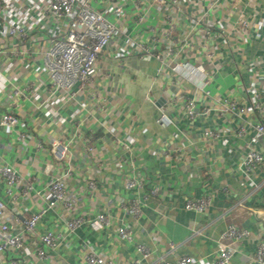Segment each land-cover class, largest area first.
Masks as SVG:
<instances>
[{
    "label": "crops",
    "instance_id": "0c3cea01",
    "mask_svg": "<svg viewBox=\"0 0 264 264\" xmlns=\"http://www.w3.org/2000/svg\"><path fill=\"white\" fill-rule=\"evenodd\" d=\"M92 4L118 22L122 32L99 59L91 87L69 103L50 96L51 81L42 61L50 40L67 31L66 23L49 17L31 27L30 18L36 14L29 0L17 2L21 14L10 13L26 27L28 37L16 46L17 55L0 54V71L12 82L0 94V117L7 111L20 116L15 131L0 126V164H9L21 179L35 178V182L28 196L15 201L0 179V200L7 207L3 219L29 217L46 206L47 187L58 173L50 145L54 139H74L70 152L75 168L67 189L81 198L74 211L61 207L50 211L38 225L37 234L25 237L17 252L22 264H41L35 253L39 236L48 232L61 235V240L57 250H48L45 264H89L91 252L114 264H131L140 257L136 249L140 244L152 250L145 264H164L158 260L162 256L176 264L183 255L214 264L218 241L230 225L250 232L235 248L232 264H256L253 255L264 235V165L251 174L253 182L245 177L241 165L246 145L253 138L256 149L264 153V136L247 125L258 121L252 94L264 103V0H221L213 10L202 0H168L166 7L153 0H115V7L123 12L121 19L108 13V0H92ZM194 13L205 19L212 33H221L204 41V31L194 32L192 27ZM166 17L173 21L178 42H164L158 31L172 28ZM242 20L249 23L244 32L236 29ZM0 40L3 50L14 43L1 28ZM137 42L146 44L151 52L173 47L179 53L162 70L161 63L141 52ZM206 50L211 59L206 58ZM179 61L200 71H174L173 65ZM205 81L208 84L202 86ZM16 87L31 89L28 98H18L13 106L8 94ZM219 97L238 101L243 112L212 110L203 114L205 108L218 109L212 100ZM187 100L195 102L200 116H189ZM99 101H103L101 111L96 105ZM243 126L247 133L240 137ZM206 131L216 135L204 140ZM22 135L25 141L20 139ZM90 137L93 156L84 149ZM48 165L52 166L49 171ZM126 179L142 186L127 189ZM154 188H158L156 195L151 194ZM205 197L212 199L205 213L185 209L188 199ZM133 200L142 205L139 222L123 208ZM104 212L111 215L108 229L92 224ZM77 217L91 222L71 232L68 223ZM121 226L131 228L134 242L117 241L116 229ZM170 243L178 245L175 253L169 252Z\"/></svg>",
    "mask_w": 264,
    "mask_h": 264
},
{
    "label": "built area",
    "instance_id": "2783aa9c",
    "mask_svg": "<svg viewBox=\"0 0 264 264\" xmlns=\"http://www.w3.org/2000/svg\"><path fill=\"white\" fill-rule=\"evenodd\" d=\"M19 0H0V28L4 31V36L10 41L14 42L10 48L3 50L0 46V54L8 53L10 56L17 55L18 47L21 43L27 39L28 30L21 23L13 19L11 16L14 14H21L22 6H18ZM208 3L209 10H213L215 5L221 0H202ZM255 0H250V2ZM153 2L159 7H166L168 0H153ZM115 0H108L110 10L108 13H112L118 19H121L123 12L122 9L115 7ZM29 4L35 11V18H30L31 27H35L42 19L49 17L55 19H62L66 23L67 31L65 34L56 36L50 40V47L43 51V63L47 75L51 81L50 96L53 98L60 97L62 103H69L74 101L78 95L91 87L93 76L98 69V62L101 56L111 48L113 41L118 33H121V27L118 22L111 21L108 16L94 9L92 0H29ZM207 12H209L207 10ZM12 13V15H10ZM192 21L194 32L203 30L202 39L207 41L209 39H215L216 34L221 33L217 31L212 33L211 27L205 26V19L198 18L196 14L193 15ZM139 22L142 18H138ZM29 20V18H28ZM166 20L171 24L172 28L168 30L158 31L162 32V39L166 43L178 42V37L174 30V24L170 17H166ZM249 27L248 21L242 20L236 25V29L240 31H246ZM1 42V40H0ZM137 47L147 56L157 59L161 65L162 70L165 67H170L171 64L168 59H172L174 54H178L173 47H167V51L159 52L154 50L151 52L146 44L143 42H137ZM206 58L211 59L212 56L209 51L205 52ZM172 57V58H171ZM173 65L174 71L178 68L185 70L193 69L194 73L200 71L199 67H192L189 62H175ZM253 71V70H252ZM12 83L7 77L0 71V94L5 92L6 87ZM208 82L205 81L204 85ZM74 87H78L77 90L67 95L66 93L71 91ZM31 88L21 90L15 88L10 94H8V101L11 105L16 106L17 100L20 97L28 98V92ZM28 91V92H27ZM204 91V88L202 89ZM212 105H219L205 108L203 114L209 113L212 110L220 114L234 113L239 114L243 112L240 109V103L230 97H219V99L212 100ZM216 103V104H215ZM99 111L103 109V101H99L97 104ZM187 111L190 117L196 118L200 116L196 113L195 102L193 100H187ZM251 105L257 115V122L248 123L253 128L256 135L264 136V103L260 101L255 94H252ZM48 107V106H47ZM52 114L53 111L50 110ZM55 115V114H54ZM20 125V116L13 111L4 112L0 117V126L8 131H15ZM247 133L246 126H243L238 135L240 137L245 136ZM213 131H206L202 135V139L208 140L215 136ZM22 141H25V137L20 136ZM93 138L86 139L85 151L88 155L93 156L95 148L92 144ZM255 139L246 145V157L242 162V172L247 179L253 182L251 174L264 165V153L254 146ZM53 153L56 158V168L58 169L57 175L52 179L47 187L49 192L48 201L46 206L40 207L39 211L29 217L16 215L11 221H6L4 218L7 207L6 204L0 200V264H22L21 259L18 257L19 252L25 243V237L27 235H36L38 225L44 219V217L56 207H61L68 211H74L78 202L80 201V195L74 191H69L67 188L68 181L74 175V164L72 155L70 152L71 147L74 146V139L66 138L54 139L51 144ZM119 145V144H118ZM123 148V146H120ZM52 166H47V171L51 170ZM0 179H3L6 186V194L13 198L15 201L21 200L28 196L34 190L35 178L27 180L21 179L18 171L9 164H0ZM23 184L21 193L17 194L16 190ZM126 188L133 189L140 183H137L133 179H126ZM158 188L151 190V194L156 195ZM212 205V199L210 197L201 198L198 200L188 199L185 203V209L188 211H196L199 213H205ZM123 208L131 214L136 221L142 219V205L138 200H133L129 205H123ZM89 220V219H88ZM84 217H77L68 223V227L71 232L75 231L88 221ZM90 221V220H89ZM91 222V221H90ZM101 229H108L112 226L111 215L109 213H99L96 215L92 223ZM117 241L121 244L134 242V233L128 226H121L116 229ZM199 232L196 231V234ZM250 237V232L246 229H240L233 225L227 227L226 231L222 234L218 241V248L216 251V258L214 264H232L234 250L241 241ZM59 240L61 235H56L53 232L39 236L40 246L38 247L35 257L41 264L47 263L49 259L48 250L55 251L59 246ZM178 245L170 243L169 252L175 253ZM137 252L140 257L134 259L131 264H145L152 257V250L144 244L136 246ZM158 260L164 264H171L166 261L165 258L158 257ZM253 260L256 264H264V235L260 237L256 253L253 255ZM87 262L89 264H114L112 259H107L103 255L96 252H91L87 256ZM176 264H202L196 259L183 255L177 258Z\"/></svg>",
    "mask_w": 264,
    "mask_h": 264
}]
</instances>
